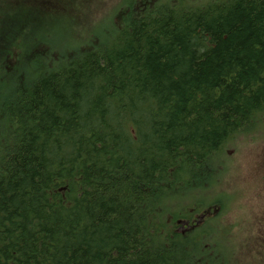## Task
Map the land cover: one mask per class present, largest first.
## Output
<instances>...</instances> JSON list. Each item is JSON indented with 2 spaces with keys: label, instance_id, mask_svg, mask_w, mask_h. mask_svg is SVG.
Masks as SVG:
<instances>
[{
  "label": "trees",
  "instance_id": "16d2710c",
  "mask_svg": "<svg viewBox=\"0 0 264 264\" xmlns=\"http://www.w3.org/2000/svg\"><path fill=\"white\" fill-rule=\"evenodd\" d=\"M36 1L0 14V264H264V192L241 220L214 193L264 130V0H119L22 46Z\"/></svg>",
  "mask_w": 264,
  "mask_h": 264
},
{
  "label": "rangeland",
  "instance_id": "374dc122",
  "mask_svg": "<svg viewBox=\"0 0 264 264\" xmlns=\"http://www.w3.org/2000/svg\"><path fill=\"white\" fill-rule=\"evenodd\" d=\"M39 1V5H37V1L33 5L30 3L31 7L33 6L32 9L38 14L36 19H32L38 21L39 17L42 18L40 19V23H44L43 28L45 27V32L40 33V28H35V25L32 26V24H37L35 21H27L29 25L31 23V28L25 24L21 29L22 32L20 30L17 33L18 42L22 46H24V43L27 44V42L34 43V39L39 36L38 39H40L42 36L48 35V33H51L50 35L58 40L56 42L58 47L69 46L77 39V36H81L82 33L84 34V27L90 28V26L93 27L95 24L100 23L99 21L106 15L107 10L112 8L119 0H92L93 2L89 3L92 9L88 7L89 4L85 8L84 5H80L78 0H71L72 6L69 8L72 10L69 11L67 16L76 19L83 14L90 18L89 22L84 23L83 27L67 28V21L70 19L62 14L64 15L63 19L55 25L57 26L56 28L54 26V29L47 26L48 20H50V16L52 15L51 12L46 11V6L49 4H44L46 0ZM8 5L9 0H0V14L7 11ZM39 6L41 8L37 11L36 9ZM22 9L30 11L28 6L27 9L26 7H22ZM74 28L78 29L77 35L73 32ZM14 60L15 52L10 57L11 63H14ZM219 159L217 169H220V177L216 180L218 182L215 185L217 188L214 189V193L233 194V196L231 195L233 197L232 201H229V210H231L232 217L241 220V218L247 217L249 208L253 209L254 207L258 208L261 206L262 200L258 196L264 192V185L261 184V176L264 175V130L252 133L248 137L244 135L238 136L233 142L229 140L219 155ZM247 206L249 207L248 209H246Z\"/></svg>",
  "mask_w": 264,
  "mask_h": 264
}]
</instances>
